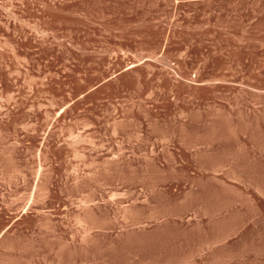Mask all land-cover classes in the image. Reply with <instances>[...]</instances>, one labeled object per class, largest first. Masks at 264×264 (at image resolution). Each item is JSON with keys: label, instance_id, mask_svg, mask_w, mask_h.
Instances as JSON below:
<instances>
[{"label": "rangeland", "instance_id": "rangeland-1", "mask_svg": "<svg viewBox=\"0 0 264 264\" xmlns=\"http://www.w3.org/2000/svg\"><path fill=\"white\" fill-rule=\"evenodd\" d=\"M0 264H264V0H0Z\"/></svg>", "mask_w": 264, "mask_h": 264}]
</instances>
